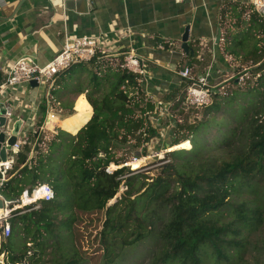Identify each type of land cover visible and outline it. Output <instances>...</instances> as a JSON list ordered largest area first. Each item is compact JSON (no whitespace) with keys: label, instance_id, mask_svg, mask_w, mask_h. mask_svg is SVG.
Returning a JSON list of instances; mask_svg holds the SVG:
<instances>
[{"label":"trees","instance_id":"16d2710c","mask_svg":"<svg viewBox=\"0 0 264 264\" xmlns=\"http://www.w3.org/2000/svg\"><path fill=\"white\" fill-rule=\"evenodd\" d=\"M223 7L220 28L225 38L219 47L223 55L246 69L249 78L240 84L239 77L245 73L238 70L240 75L228 81L234 85L232 91L227 87L224 92L213 90L211 104L200 111L209 113L221 101L233 100L238 94H255L256 101L252 103L254 110L250 115L229 130L232 137H225L221 142L219 157H201L200 163L194 165L192 159L200 148L192 136L205 122L192 124L178 119L170 143L174 152L160 161L164 164L158 167L161 169L158 177L150 178L147 173L133 176L128 167L107 173L111 164L120 166L130 161L118 158L119 144L132 142L133 147L141 149L156 136L149 116L158 106L147 97L138 76L109 61H105L108 65L97 64L94 59L64 71L51 91L64 111L63 116L74 115L59 122L64 131L77 135L74 141L66 142L63 136L70 135L59 130L46 153L37 154L29 162L27 143L24 151L16 154L15 168L0 193L7 200L17 201L25 190L49 183L56 199L59 185L48 176L47 170L48 162L54 159V170L66 174L60 186L67 178H81L84 182L81 191H92L86 203L92 202L93 197L100 202L98 211H105L100 232L105 264H116L125 248L149 239L156 244V250L149 257L151 264H261L264 239L256 243L252 238L264 233V18L240 3L228 1ZM227 22L229 26L225 27ZM163 47L170 49L171 46L163 42ZM197 56L194 50L185 58L198 64ZM97 57L102 55L97 54ZM83 72H89V84L94 92L114 77L116 100L107 96L106 100L87 96V100L80 96L75 103V114L73 105L66 103L69 99L62 101L60 96L61 100H57L59 93L71 89L75 76ZM210 82L212 84L213 80ZM40 108L45 115L46 106ZM65 109L70 111L66 113ZM184 154L189 157L183 158ZM141 155L146 156V152ZM174 159L182 161L173 164ZM66 166L68 169L63 171ZM150 179L151 182L147 181ZM175 184L178 185L176 190ZM122 187L126 188L123 196L107 208ZM234 194H246L248 198L232 200ZM55 204V200L40 202L39 209L14 217L11 239L22 228L26 233L34 226L41 229L38 220H46L45 216ZM10 240L0 243V256L5 255V264H32L26 261L30 249L25 246L24 253H14ZM80 254L76 250L60 264H82L85 260Z\"/></svg>","mask_w":264,"mask_h":264},{"label":"crops","instance_id":"0c3cea01","mask_svg":"<svg viewBox=\"0 0 264 264\" xmlns=\"http://www.w3.org/2000/svg\"><path fill=\"white\" fill-rule=\"evenodd\" d=\"M72 1L69 8L68 3ZM78 1L0 0V85L10 67L21 58L29 57L38 65H46L59 52L66 35L109 36L113 46L99 55L114 63L133 48L148 74L142 88L154 103L161 106L175 103L184 94L188 83L178 76L184 68L190 66L196 75L210 71L211 75L218 76L229 62L230 58L223 55L219 47L225 38L220 27L223 6L227 2L95 0L93 5L88 2L81 7L77 5ZM245 1L236 3L245 5ZM225 25L229 26L228 22ZM187 27L190 28L188 43L198 54V64L190 63L181 50V39ZM219 30L221 38L217 44ZM163 42L168 43L170 49H165ZM1 92L5 98L2 104L11 108L15 117L22 115L26 120L22 132L25 131L29 141V162L39 154L36 146L41 147L44 138L39 128L46 119V112L43 115L40 108L46 106V93L42 87L31 83ZM66 93L68 91L63 90L56 99H67L63 97ZM73 116H55L52 121L57 131L62 130L59 122ZM50 143L51 140L41 148L46 152Z\"/></svg>","mask_w":264,"mask_h":264},{"label":"rangeland","instance_id":"374dc122","mask_svg":"<svg viewBox=\"0 0 264 264\" xmlns=\"http://www.w3.org/2000/svg\"><path fill=\"white\" fill-rule=\"evenodd\" d=\"M121 61L122 58L115 63L113 61L109 62L118 65ZM225 64V70L220 72V74L218 73V76L211 75L210 72L211 78L213 77L215 79L210 85L215 86L218 85V83H221L220 86L214 88L216 91L224 92L226 87L232 91L234 85H232L231 82L228 83V81L233 77H238V70L241 69V72H243L244 69L243 67H240L239 63L234 60L231 61V59ZM234 69L236 71H234ZM194 72L195 71H193V74ZM246 77L249 78V75H246ZM75 79L76 81L72 82L71 89H69L68 93L64 95V97L66 96V98L69 99L66 101L67 105H73L74 114L76 113L75 102L76 99H78L77 97L84 96L87 99V96H92L95 100H106L107 97H113V99L116 100L114 92V77H112L110 81H106L101 85L100 90L97 92H94V89L89 84V72H83L82 74L79 73L75 76ZM81 91H84V93H80ZM113 92L114 94H112ZM147 97L149 98V95H147ZM253 101H256L255 94H250V96L238 94L233 100L227 98L221 101L217 107H214L209 113H204L199 110L197 112H191L194 114H190V111L187 110L183 101H180L173 107L172 114L174 115L175 121L178 119H181L180 122L187 120L192 124L205 122V126L192 136V140L197 142V148H200V151L197 154H194L195 159H192L194 165L200 163L198 160L201 159V157L203 159H215L213 157L217 158L221 155V152H219L221 142L225 137L230 139L232 134L229 133V130L244 121L245 118L250 115L251 111L254 110V108H252ZM156 105L158 106V104ZM163 109L164 106L160 105V112ZM241 110H245L244 113H241ZM69 111V109H65L66 113ZM187 113L190 115L189 117L185 116ZM159 114L155 112L149 116V120L157 133L148 144H145L141 149L133 147L134 145L132 142L129 144L118 145L120 149L117 154L118 158L132 159L137 157L138 160H141L139 164L132 165L131 163L132 167L129 168L132 172L133 170L138 171L135 172L136 175L147 173L150 178L158 177L161 170L160 168L158 169V167L164 164L160 161L172 151L168 149L167 144L170 145L172 142L175 127L173 125L170 126V122H168L167 118H161L163 116H161L162 114L159 116ZM62 130L64 131V129ZM68 134L70 136H63L66 142H68V140L72 141L77 136L70 133ZM24 135L25 133L23 132L21 137L23 138ZM43 135L44 134H42V136ZM53 138L54 137H51V140ZM27 142L29 143L28 140ZM39 143L40 139L37 144ZM42 146L45 147V145L41 143V147ZM41 147L36 146V149H41L38 151L39 154L41 152L46 153ZM47 150L48 148H46V151ZM166 151H168V153H166ZM143 152H146V156L140 157ZM125 155L127 156L125 157ZM185 157H189V155L184 154L183 158ZM52 160V162H48L49 165L47 170L50 174L48 176L59 185V196L55 199L56 204L54 205V208L48 212V216H45L46 220H38V225L41 229H39V227L36 229L34 226L33 229H30V233H26L22 228L14 234L13 238L10 240L12 251L14 253H24V251L27 250V247L30 249L31 254H26V256L28 255L26 261L32 262V264H60L64 258L78 250L80 251L82 258L85 260L82 264H105V261L102 258L104 250L100 245V232L103 229V223L105 221V211H98L100 202L93 197L91 198L93 199L92 202L89 201V203H86L91 197L90 193L92 191L89 189L86 190V192L81 191L80 188L84 187V182H82L81 178H67L60 186L61 181L64 176L66 177V174L63 172L61 175V170L55 171L53 168L55 160ZM62 160L65 161L66 156H64ZM181 161L182 159H174L173 164ZM67 169L66 166L63 171ZM110 169L114 170V168ZM135 174L133 176H135ZM147 181L151 182L152 180L150 179ZM137 186H139V184ZM174 189H178L177 184H175ZM125 191V187L120 188V191L115 198L109 202L107 208L112 206L115 201L119 200ZM80 195L82 196L79 198ZM238 195L239 194H234L231 199L240 200L248 198L246 194ZM37 207L39 209V203L37 204ZM252 239L254 242H256V240L259 242L264 239V233H258L253 236ZM29 241H31L32 244H27ZM155 250V242L151 239L146 240L134 247L125 248L122 257L116 264H151V258L149 257L152 256ZM261 264H264V258L262 259Z\"/></svg>","mask_w":264,"mask_h":264},{"label":"built area","instance_id":"2783aa9c","mask_svg":"<svg viewBox=\"0 0 264 264\" xmlns=\"http://www.w3.org/2000/svg\"><path fill=\"white\" fill-rule=\"evenodd\" d=\"M221 1L236 2L238 0ZM245 5L250 7V12H256L260 17L264 18V0H246ZM112 41L113 40L107 35L99 37H69L66 35L64 37L61 49L52 59L46 63V65H38L33 59L29 57L21 58L10 67L5 79L0 85V104H2L3 100L5 99L1 91L14 89L17 86L36 81L38 87H42L46 93V119L44 125L39 128V132L44 134L42 144L47 143L51 140L50 136L52 137L58 134L55 123L52 121L53 118L55 116H63L64 114L63 109L60 108V103L53 100V97L51 96V91L55 87L58 77L69 68L84 63H90L94 59L96 60L97 64L103 62L106 64L104 56L102 55V57H97V54H99V52L101 53L103 50H108V48H111L114 44L111 43ZM121 58L122 61L115 66L138 76L139 82L143 85V83H145L144 81H147L146 79L148 78V74L135 50L131 48L127 53L123 54ZM111 65L114 64L111 63ZM242 73L245 74L239 77L240 84H244L248 79L246 77V69H243ZM178 76L188 83L184 94L178 98L175 103L164 105V109L161 112L160 105H158L156 108V112L158 114L160 113L159 116L162 114L161 116L163 117L161 118H167L168 122H170V126L173 125L174 127L177 124V121L174 120V115L172 114V109L175 104L183 101V104L186 106L187 110L199 111L211 104L212 92L214 88L217 87V85H210V71L194 75L193 69L189 66L179 72ZM220 84L221 83H218V86H220ZM5 110L6 113L4 117L6 119V126L2 130L6 136H9L15 121L22 119L24 121L23 126L25 127L26 120L22 115L15 117L11 108L9 107H5ZM50 126L52 129H50ZM24 127H22V129H24ZM22 129L20 135H22L23 132L25 133V131L22 132ZM142 132L144 133V131ZM38 134L39 133H37V135ZM20 135L16 141V144L12 146L10 150H7V160H0V189L3 187L4 183L9 180L10 173L15 168L16 154L28 143L26 134L23 138ZM145 135L146 134L144 133V136ZM168 145L169 144H167V146ZM168 149L171 150L172 148ZM166 153H168V151H166ZM129 160L130 161L120 166L111 164L109 167H107L106 172L112 174L114 171L123 167H132V162L140 161L137 157ZM111 166H115L114 170L110 169ZM135 172L138 171L133 170L134 174ZM0 199L3 202V206L0 208V243H2L3 241L7 242L11 239V221L14 217L38 209L37 204H40V202L54 201L55 192L49 183H42L37 185L32 190H25L20 199L17 201L7 200L1 193ZM4 257V254L0 256V264H5Z\"/></svg>","mask_w":264,"mask_h":264},{"label":"water","instance_id":"95a60500","mask_svg":"<svg viewBox=\"0 0 264 264\" xmlns=\"http://www.w3.org/2000/svg\"><path fill=\"white\" fill-rule=\"evenodd\" d=\"M88 2L93 5L95 0H79L77 5L80 4V6L83 7V5ZM70 4H73V1L68 3L69 8H70ZM189 31H190V28L187 27L181 39L182 41L181 50L184 52L186 56H189L190 54L194 53V50L190 48L189 43H188ZM220 38H221V30L218 31V37L216 40L217 44L220 42ZM31 85L36 86L37 85L36 81H32ZM5 113H6L5 106L3 104H0V160L1 161L7 160V150H10V148L16 144V141L20 135L21 129L24 125V121L22 119L15 121V123L12 126L10 135L6 136V134L2 130L6 126V119L4 117ZM167 147L171 148L170 145H168ZM170 152H174V151H170ZM2 206H3V202L0 199V208H2Z\"/></svg>","mask_w":264,"mask_h":264},{"label":"bare ground","instance_id":"6f19581e","mask_svg":"<svg viewBox=\"0 0 264 264\" xmlns=\"http://www.w3.org/2000/svg\"><path fill=\"white\" fill-rule=\"evenodd\" d=\"M139 162H141V160L138 162H132V165L139 164Z\"/></svg>","mask_w":264,"mask_h":264},{"label":"clouds","instance_id":"9594fccd","mask_svg":"<svg viewBox=\"0 0 264 264\" xmlns=\"http://www.w3.org/2000/svg\"><path fill=\"white\" fill-rule=\"evenodd\" d=\"M86 125H87V124H86ZM86 125H85V126H86ZM85 126H84V127H85ZM171 148H173V147H171Z\"/></svg>","mask_w":264,"mask_h":264}]
</instances>
